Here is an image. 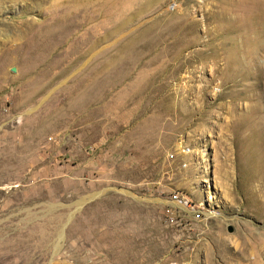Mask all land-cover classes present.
Masks as SVG:
<instances>
[{
  "label": "rangeland",
  "instance_id": "obj_1",
  "mask_svg": "<svg viewBox=\"0 0 264 264\" xmlns=\"http://www.w3.org/2000/svg\"><path fill=\"white\" fill-rule=\"evenodd\" d=\"M0 264H264V0H0Z\"/></svg>",
  "mask_w": 264,
  "mask_h": 264
},
{
  "label": "built area",
  "instance_id": "obj_2",
  "mask_svg": "<svg viewBox=\"0 0 264 264\" xmlns=\"http://www.w3.org/2000/svg\"><path fill=\"white\" fill-rule=\"evenodd\" d=\"M169 210V209H168Z\"/></svg>",
  "mask_w": 264,
  "mask_h": 264
}]
</instances>
